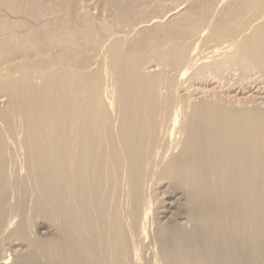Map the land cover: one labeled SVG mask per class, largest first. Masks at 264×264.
Instances as JSON below:
<instances>
[{
    "label": "bare ground",
    "instance_id": "1",
    "mask_svg": "<svg viewBox=\"0 0 264 264\" xmlns=\"http://www.w3.org/2000/svg\"><path fill=\"white\" fill-rule=\"evenodd\" d=\"M0 264H264V0H0Z\"/></svg>",
    "mask_w": 264,
    "mask_h": 264
}]
</instances>
